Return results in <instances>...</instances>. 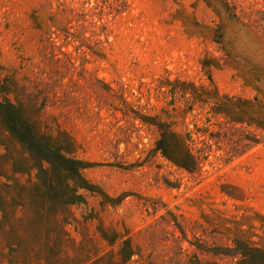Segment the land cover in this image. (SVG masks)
I'll use <instances>...</instances> for the list:
<instances>
[{
	"label": "rangeland",
	"instance_id": "rangeland-1",
	"mask_svg": "<svg viewBox=\"0 0 264 264\" xmlns=\"http://www.w3.org/2000/svg\"><path fill=\"white\" fill-rule=\"evenodd\" d=\"M227 1L245 23L221 31L229 55L202 0H0V80L74 138L94 186L70 206V240L127 236L126 264H264L241 254L264 248V132L185 93L259 94L245 78L264 74V0ZM159 123L188 142L194 170L157 150Z\"/></svg>",
	"mask_w": 264,
	"mask_h": 264
},
{
	"label": "trees",
	"instance_id": "trees-1",
	"mask_svg": "<svg viewBox=\"0 0 264 264\" xmlns=\"http://www.w3.org/2000/svg\"><path fill=\"white\" fill-rule=\"evenodd\" d=\"M202 1L221 21L212 29L213 41L229 55L221 31L226 24L237 28L245 23L227 0ZM201 64L213 65L206 59ZM245 80L259 93L253 99L220 94L213 82V88L188 84L185 93L209 105L210 113L228 124L264 132V87L256 84L264 83V74L251 68ZM157 125V150L178 167L194 170L197 159L188 142L166 123ZM0 146L5 150L0 152V178H5L0 183V264H126L134 256L127 236L111 237L100 230L107 247L89 237L78 243L69 239L65 227L73 220L70 206L84 200L78 189L94 191L82 175L87 163L75 156L74 138L59 126L46 129L38 110L25 104L5 79L0 80ZM250 252L264 253V248L242 251L245 263Z\"/></svg>",
	"mask_w": 264,
	"mask_h": 264
}]
</instances>
